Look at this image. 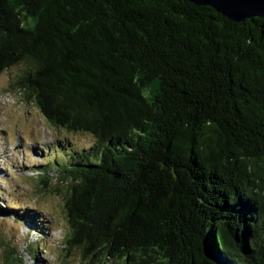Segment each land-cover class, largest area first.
<instances>
[{"label": "trees", "instance_id": "16d2710c", "mask_svg": "<svg viewBox=\"0 0 264 264\" xmlns=\"http://www.w3.org/2000/svg\"><path fill=\"white\" fill-rule=\"evenodd\" d=\"M15 66L10 86L52 128L91 138L47 162L83 260L264 264V18L182 0H0V74ZM19 211L0 218L40 217Z\"/></svg>", "mask_w": 264, "mask_h": 264}, {"label": "rangeland", "instance_id": "374dc122", "mask_svg": "<svg viewBox=\"0 0 264 264\" xmlns=\"http://www.w3.org/2000/svg\"><path fill=\"white\" fill-rule=\"evenodd\" d=\"M19 72L20 66H15L0 74V206L20 208L19 213L29 215L37 212L40 217L32 222L27 218H0V264H6L8 245L20 264H90L88 259H82L79 248L66 244L64 184L47 162L54 159L55 148L64 151L73 142L88 145L91 138L52 128L24 93L10 86ZM60 157L61 154L55 160ZM44 166H48L46 170H42ZM43 171L47 176L44 186L38 184ZM27 208L34 212H26ZM30 223H43L42 234ZM25 235L39 241L35 249L25 247Z\"/></svg>", "mask_w": 264, "mask_h": 264}, {"label": "water", "instance_id": "95a60500", "mask_svg": "<svg viewBox=\"0 0 264 264\" xmlns=\"http://www.w3.org/2000/svg\"><path fill=\"white\" fill-rule=\"evenodd\" d=\"M197 6H209L217 13L235 22L254 17L264 18V0H182ZM207 255L210 252L207 250Z\"/></svg>", "mask_w": 264, "mask_h": 264}]
</instances>
